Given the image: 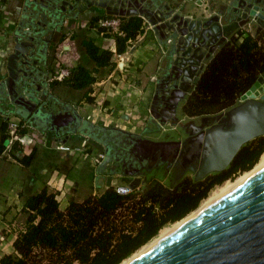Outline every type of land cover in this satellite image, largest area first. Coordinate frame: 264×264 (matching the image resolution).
<instances>
[{
  "label": "water",
  "instance_id": "95a60500",
  "mask_svg": "<svg viewBox=\"0 0 264 264\" xmlns=\"http://www.w3.org/2000/svg\"><path fill=\"white\" fill-rule=\"evenodd\" d=\"M185 1L24 0L12 32L6 76L0 80L4 114L19 115L28 127L51 132L56 140L79 133L100 143L104 155L96 168V188L111 186L117 173L129 177L133 189L160 166L172 175V184L186 172L197 180L224 170L242 145L264 135V75L227 110L185 120L177 109L231 35L250 23L264 27V0H187L203 6L191 16L182 12ZM91 7L104 9L106 15L139 16L150 25L162 67L147 123L160 120L158 130L169 125L185 137L156 140L94 123L50 91L44 76L52 35L61 31L65 18L76 19ZM111 159L117 168L106 170ZM128 264H264V167Z\"/></svg>",
  "mask_w": 264,
  "mask_h": 264
},
{
  "label": "trees",
  "instance_id": "16d2710c",
  "mask_svg": "<svg viewBox=\"0 0 264 264\" xmlns=\"http://www.w3.org/2000/svg\"><path fill=\"white\" fill-rule=\"evenodd\" d=\"M121 29L124 34L114 36L118 54L124 53L142 31L141 17H127ZM82 45L96 68L113 66L112 51L100 49L91 39L83 40ZM76 57L73 50L60 56L61 65L71 71L63 83L77 90L88 89L95 77L83 65L72 66L71 60ZM263 73L264 29L256 35L237 31L206 63L182 111L188 116L201 114L193 110V103L197 107L219 104V111L231 108ZM86 99L92 100L89 96ZM6 125H1L0 153L6 144ZM25 133L26 127L17 136ZM263 153L261 135L242 145L220 172L197 180L185 175L170 186L152 180L125 195L111 185L81 201L70 196L64 209H60L56 193L43 187L25 197L21 208L26 214L24 229L13 240L12 251L0 257V264H121L166 224L179 222L196 211L215 185L250 171Z\"/></svg>",
  "mask_w": 264,
  "mask_h": 264
},
{
  "label": "crops",
  "instance_id": "0c3cea01",
  "mask_svg": "<svg viewBox=\"0 0 264 264\" xmlns=\"http://www.w3.org/2000/svg\"><path fill=\"white\" fill-rule=\"evenodd\" d=\"M23 1L0 0V80L6 76L7 56L13 45L12 32ZM183 4L186 7L182 6V12L188 16L203 9V6L196 7L193 1L186 0ZM206 13L210 11L207 10ZM98 15L113 16L90 9L79 14L76 19L65 18L61 38L57 36L58 40L54 42L58 46L59 57L64 51H75L77 57L71 60L72 66H85L95 77V81L88 89L77 90L65 85L62 80H55L54 93L64 101L75 104L78 112L94 123L122 129L130 124L143 127L150 116L149 105L162 67L159 43L150 25L141 17L142 31L133 40L135 46L121 54L124 65L121 67L116 64L118 53L115 52V35L102 33L98 22H93V18ZM259 29L255 23L240 28L243 33L251 35L264 27ZM88 39L100 49L113 52V66L95 67L82 45V41ZM74 91H78L80 95L73 96ZM87 96L92 100L88 101ZM182 105L183 102L178 106V116L181 119L192 118L193 116H187L181 111ZM0 109L1 135L3 122L9 117L21 118L12 113L5 115L1 106ZM25 127L26 133L17 147L14 146L8 151L4 149L0 153V257L12 251V242L18 234L14 221L23 215L21 208L27 195L46 187L48 192L56 193L59 207L64 209L68 198L77 195L76 189L80 184L90 187L91 192L88 195L97 193L94 189V178L96 168L104 155L102 146L79 134L56 140L48 133L41 135L39 131L27 125L23 126ZM62 146L68 148L62 149ZM27 156L31 157L30 160L25 159ZM83 199L76 198L79 201ZM24 226L25 223L23 227L19 226V232Z\"/></svg>",
  "mask_w": 264,
  "mask_h": 264
},
{
  "label": "rangeland",
  "instance_id": "374dc122",
  "mask_svg": "<svg viewBox=\"0 0 264 264\" xmlns=\"http://www.w3.org/2000/svg\"><path fill=\"white\" fill-rule=\"evenodd\" d=\"M238 31H241V30L239 29ZM262 75H264V73ZM73 93H74L73 96H79L80 95L78 91H74ZM186 98L183 101V104L186 101ZM219 107H220L219 104L204 105V106L202 105V106L197 107L196 103H193V110H197L198 109V110H200V112H202L201 114H198L197 116L205 115V114L207 115V114H210V113L211 114H216V113H218L220 111H224V110L229 109V108H225V109H222V110L219 111ZM181 111H182V107H181ZM184 118L187 119L189 117H184ZM141 128L142 127H137V126H133V125L131 126V124H130L129 126H127L126 128H123V129L138 133V132H140ZM179 129L178 128L173 129L169 125H166L165 126V130H161L160 132L149 133L148 134V136H149L148 138H150V139H156V140H165V139H172V138L180 137L182 134L180 133ZM102 158L103 157H101V160H102ZM258 164H259V166L261 164L264 167V153L261 154L258 162L255 164V166H253V168L250 171H252L256 167V165L258 166ZM250 171H248V172H250ZM246 173L247 172L242 173V174H238L233 179H228V180L224 181L223 183H221L219 185H215L209 191V193H208L207 197L205 198V200L203 199L200 202V204L196 208V210L199 209V208H201V207H203L206 204L209 205V204L213 203V201L215 199L218 200L217 199L218 197H220V196L222 197L229 190L231 191V188H234L236 182H238ZM185 175H188V176L192 177L193 176V173L192 172H186ZM152 180H158V181L162 182L163 184H165L166 186H170L172 184V182H171L172 175L170 176V173H167L166 172V168H164L162 166L155 167V168H153L151 171H149L147 173L145 181L141 182L139 184V187L140 188H143L144 185H145V183H147L149 181H152ZM112 181H113L112 186L113 185H115V186H117V185H125V184H129L130 183V178L129 177H124V176H121V175L115 173L113 175ZM104 186H102L100 188H96L95 187L94 189L97 191V193H99V192L103 191ZM90 192H91L90 187H86V186L84 187L83 185L80 184V186L77 187V189H76L77 195L75 197L74 196H72V197H74L75 199L76 198L82 199V198H85ZM189 215H191V213ZM23 217H24V221H25L26 214H24V213H23V215H21L17 219H15L16 221H14L15 228L18 231V233H19V226L23 227V224L25 223V222H23ZM187 217L188 216L186 215L185 218H187ZM184 219H182V220H184ZM181 221H179V222H181ZM179 222H176L174 224L173 223L166 224L164 226V228L161 229V232H159L157 236H155L151 241H148L145 246L143 245L142 248H139V250L137 252H135L131 257H129L127 260H125L121 264H125L127 261L131 260L132 257L136 256L137 254L141 255L142 253H144L143 252L144 249L147 248V247H149V246H151V244H153L156 240L160 239L163 236V234H166V233L168 234V233L172 232L173 230H175L177 228L176 226H177V224ZM7 223H11V221L10 222L7 221Z\"/></svg>",
  "mask_w": 264,
  "mask_h": 264
},
{
  "label": "built area",
  "instance_id": "2783aa9c",
  "mask_svg": "<svg viewBox=\"0 0 264 264\" xmlns=\"http://www.w3.org/2000/svg\"><path fill=\"white\" fill-rule=\"evenodd\" d=\"M126 21L125 17L122 16H106L98 20V25L100 28H102V33H107L111 35H123L124 32L121 29V25ZM135 46L134 42L131 41L128 44L127 49H131ZM118 61L116 64H120L121 67H123V58L121 54H117ZM70 69L65 68L62 65L60 66L59 70L56 71L53 75L49 77V80H61L63 78L70 76ZM6 144L4 149L7 151L12 148L13 144L17 141L19 143L22 136H17V132L23 128L25 123L21 121V119H13L12 117H9L6 121ZM62 149H67L68 147H61ZM5 150V151H6ZM115 187V190L122 195H125L129 193L132 188L129 187V185H113Z\"/></svg>",
  "mask_w": 264,
  "mask_h": 264
},
{
  "label": "flooded vegetation",
  "instance_id": "af4514ba",
  "mask_svg": "<svg viewBox=\"0 0 264 264\" xmlns=\"http://www.w3.org/2000/svg\"><path fill=\"white\" fill-rule=\"evenodd\" d=\"M90 9H95V11L96 10H99V11H103V13L105 14V11H104V9H102V8H98V7H91V8H89V10ZM79 16V15H78ZM100 15H98V16H95L94 18H98L97 19V21H95V22H98V20L99 19H101V18H103L104 16H102V17H99ZM93 18V19H94ZM61 32H62V29H61V31L58 33V32H54L53 33V35H52V38H51V40H50V42H49V44H48V46H47V52H46V58H47V68H48V73H47V75L46 76H44L45 77V79L48 81V87H49V89H50V91L54 94V95H56L55 93H54V84H55V80H49V77L51 76V75H53L56 71H58L59 70V68H60V66H61V60H60V57L58 56V53H57V49H58V46L55 44L54 45V42L56 43L57 42V40H58V38H57V36H59L60 38H61ZM52 53H53V56H52ZM57 56V57H56ZM65 78H63V79H61L62 81L64 80ZM61 81V82H62ZM57 96V95H56ZM57 97H59V96H57ZM59 99L61 100V101H63V102H67V103H70V102H68V101H64L63 99H61L60 97H59ZM70 104H72V103H70ZM75 108H76V105L75 104H72ZM192 117V116H191ZM195 117H197V115H194L192 118H195ZM185 120H187V119H185ZM21 121H23V122H25L24 120H22L21 119ZM158 121H160V120H157V122L156 121H154V123H152V122H150V123H146L145 122V124L143 125V127L141 128V130H140V132H138V133H142L144 136H146V137H149L148 136V134L149 133H153V132H160L161 130H158V125H159V122ZM33 129V128H32ZM179 129V128H178ZM163 130H165V128L163 129ZM179 131H180V133L182 134L180 137H176V138H183V137H185L184 136V134H183V132L179 129ZM50 134V135H52L53 137H54V135H53V133H51V132H45L44 134ZM41 134V133H40ZM44 134H41V135H44ZM76 134H79V133H76ZM80 135V134H79ZM89 138V137H88ZM89 140H92V141H94L95 143H97L95 140H93L92 138H89ZM100 146H102L100 143H98ZM103 147V146H102ZM103 154H104V148H103ZM114 168H117V166H115L114 165V160L113 159H111V161H109V163L106 165V167H105V169L106 170H111V169H114Z\"/></svg>",
  "mask_w": 264,
  "mask_h": 264
},
{
  "label": "bare ground",
  "instance_id": "6f19581e",
  "mask_svg": "<svg viewBox=\"0 0 264 264\" xmlns=\"http://www.w3.org/2000/svg\"><path fill=\"white\" fill-rule=\"evenodd\" d=\"M262 165L260 164V166H259V164H258V166L256 165V167L252 170V171H250V172H247L238 182H236V184H235V186H234V188L237 186V185H239L241 182H243L245 179H247L249 176H251L252 174H254L256 171H258L259 169H261L262 167H261ZM233 188H231V190H232ZM230 191V190H229ZM229 191H227V192H229ZM227 192L225 193V195L227 194ZM224 196V195H223ZM222 196V197H223ZM221 198V196L220 197H218L217 199H220ZM215 201H217L216 199L213 201V202H215ZM210 205V204H209ZM208 205L206 204V205H204L203 207H201V208H199V209H197L196 211H194L193 213H191V215H189L187 218H185L184 220H182L181 222H179L178 224H177V228L179 227V226H181L182 224H184L185 222H187L188 220H190L191 218H193L198 212H200L202 209H204L205 207H207ZM175 229V228H174ZM173 230V229H172ZM171 230V231H172ZM169 234V233H168ZM165 235H167V233L166 234H163V236L161 237V238H163ZM160 238V239H161ZM160 239H158V240H156L153 244H155L157 241H159ZM153 244H151V246L153 245ZM151 246H149V247H147V248H145L144 249V251L143 252H145L146 250H148ZM139 256V254H137L136 256H134V257H132V259L131 260H129V261H127L125 264H128V263H130L131 261H133L135 258H137Z\"/></svg>",
  "mask_w": 264,
  "mask_h": 264
}]
</instances>
